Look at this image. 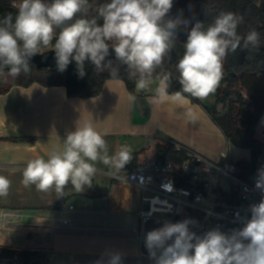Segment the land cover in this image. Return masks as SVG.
<instances>
[{"label":"clouds","instance_id":"1","mask_svg":"<svg viewBox=\"0 0 264 264\" xmlns=\"http://www.w3.org/2000/svg\"><path fill=\"white\" fill-rule=\"evenodd\" d=\"M173 2L110 0L88 18L89 0H14L15 17L8 13L0 19V71L7 68L9 75L18 77L29 72L31 57L50 49L58 70H66L75 61L82 78L85 62L102 69L111 49L130 76L137 78V90L145 91L158 80L154 102L183 105L189 96L205 99L219 85L226 56L242 45L259 48L260 34L252 29L239 35L242 18L231 12L219 14L207 27L196 21L175 66L180 90L170 93L171 73L154 74L175 47L178 28H188L190 23L179 15L170 18ZM118 72L113 68L110 74ZM129 99L135 102L136 96L129 94ZM46 156L27 162L23 183L62 193L69 183L76 191L91 187L96 162L124 168L131 159V148L122 145L109 156L103 135L92 123H85L77 124L66 134L62 147L52 148ZM10 185L9 179L0 176V197L8 195ZM254 186L262 197L249 206L250 217L242 218V227L228 232L216 227L198 235L190 230L188 220L165 222L146 233L149 258L154 264H264V167L258 169ZM94 264H122V255L106 252Z\"/></svg>","mask_w":264,"mask_h":264},{"label":"crops","instance_id":"2","mask_svg":"<svg viewBox=\"0 0 264 264\" xmlns=\"http://www.w3.org/2000/svg\"><path fill=\"white\" fill-rule=\"evenodd\" d=\"M157 84H151L145 91L136 90L135 102L129 99L131 93L120 80L107 81L100 95L85 100L69 98L64 87L46 88L37 83L27 88L14 86L7 94H0V176L11 181L8 195L0 197V211L46 210L55 213L50 207L59 201L61 193L54 188L41 191L35 185H30L33 190L30 186L27 189L23 171L29 160L39 156L47 158L46 153L52 148L62 147L66 134L75 130L77 124L92 123L103 137H112V155L121 145L129 146L131 154L141 153L158 135H164L210 160H229L233 145L208 113L190 98L183 105L171 101L154 102ZM142 156L140 154L139 158ZM70 188L73 186L68 184L66 197L72 192ZM82 193L83 190L73 194ZM34 224H21L2 232L0 246L51 252L50 264H94L106 252H119L122 264H154L145 243L129 233H124L127 237L119 236L116 231L129 228H110L106 223L103 227L74 226V229L54 222L44 227ZM147 229L156 228L149 225ZM32 231L50 234L51 240L45 239L40 246L36 245Z\"/></svg>","mask_w":264,"mask_h":264},{"label":"trees","instance_id":"3","mask_svg":"<svg viewBox=\"0 0 264 264\" xmlns=\"http://www.w3.org/2000/svg\"><path fill=\"white\" fill-rule=\"evenodd\" d=\"M14 0L3 2L0 5V19L8 13L13 17L17 11L12 8ZM92 7L89 9L88 18L96 15V7L107 3V0H89ZM224 12H231L242 18L237 32L245 36L249 30H256L260 34L259 48L247 49L238 48L234 53L230 52L223 62V76L216 88V101L213 105L202 102L198 98L188 97L194 104L200 105L210 116L216 126L222 131L226 140L238 149L249 150L252 161H255L261 154L262 150L256 140V132L264 121V101L258 103L256 94L264 91V0H174L173 8L169 13L170 18L181 16L188 20L189 27H180L177 32V41L175 47L165 57L163 64L156 70L154 75H163L171 73V86L169 92L180 90L178 83L179 73L176 71V63L183 55V44L186 42L187 33L196 21H202L207 27L215 18ZM98 22L102 19L97 17ZM54 43V42H53ZM49 49H42L44 52ZM104 63V62H103ZM30 64V70L27 73L21 72L16 76L8 74V69L0 71V94H7L12 87H30L31 84H40L43 87H64L69 98L90 99L95 98L103 90L107 81L120 80L126 85L127 90L137 95L135 87L136 77L130 76L129 69L120 61L113 59L105 62L102 69H96L91 62H85V75L81 78L78 74V68L75 61L71 62L66 70L60 71L58 67L54 69H38L35 65ZM118 68L117 75H111V69ZM158 80L152 84L156 86ZM247 91L248 98L239 87ZM223 88V89H222ZM220 89L222 92L220 93ZM256 105L255 113L252 114L247 109L250 102ZM219 106H222L219 109ZM239 107L236 116L232 114V109ZM158 138L168 141L156 147V160L159 162L178 161L185 159L183 152L176 151L173 143L176 141L164 135H158ZM109 156H112L113 138L104 137ZM177 143V142H176ZM141 153H132L130 161L120 170L130 171L136 168ZM225 162V159H221ZM96 169L102 171L111 170V166L101 162H96ZM69 185H71L69 183ZM68 186V185H66ZM66 186L61 193L59 201L53 204L50 209L58 211L64 209L67 203L65 196ZM107 187H99L98 184H91V187L85 186L82 195L86 198L94 199L108 196ZM53 255L51 252L31 251V250H14L0 246V264H50Z\"/></svg>","mask_w":264,"mask_h":264},{"label":"built area","instance_id":"4","mask_svg":"<svg viewBox=\"0 0 264 264\" xmlns=\"http://www.w3.org/2000/svg\"><path fill=\"white\" fill-rule=\"evenodd\" d=\"M256 140L262 154L255 161L251 157L244 165L226 159L225 162L210 160L178 142L173 143L174 149L183 152L185 159L159 162L155 158L156 147L168 141L156 138L133 170L97 169L95 175H106L141 194L137 221L129 229L116 231L129 233L145 243L147 227L159 228L165 222L188 220L190 230L198 235L216 227L225 232L242 227V218L250 217L249 206L258 203L262 197L254 185L258 169L264 167V121L256 132ZM73 211L74 207L69 206L55 211L54 217L30 216L35 218V226L44 227L54 222L74 229L73 220L66 217ZM26 212L1 210L0 234L30 218Z\"/></svg>","mask_w":264,"mask_h":264},{"label":"rangeland","instance_id":"5","mask_svg":"<svg viewBox=\"0 0 264 264\" xmlns=\"http://www.w3.org/2000/svg\"><path fill=\"white\" fill-rule=\"evenodd\" d=\"M10 0H0V5L3 2H9ZM110 2V0H107ZM239 87V86H238ZM223 89V88H222ZM220 89V93L222 92ZM244 94L245 98H248L247 91L243 88L239 87ZM216 92L210 94L205 99H200L202 102L209 105H213L216 101ZM256 101L258 103H263L264 101V91L262 93L256 94ZM222 106H219L221 109ZM250 113L254 114L256 105L254 102H250V106L247 108ZM239 107H234L232 109V114L236 116L239 112ZM251 154L249 150L238 149L234 146L230 147L229 151V161L238 165H244L250 162ZM113 169H115L113 167ZM100 170V169H99ZM112 171V168L111 170ZM94 182V181H93ZM92 182V183H93ZM96 184L100 186L104 185L109 190V194L106 197L101 198H86L82 195L73 194L77 192L74 188H70L71 194L67 197V203L65 208L67 209L69 206L74 207V211L72 214L67 215L66 217L73 220V225L76 227H103L106 223L110 228H130L132 227V223L137 221L136 216L141 210V194L130 186L118 183L113 181L111 178L106 175L98 174L96 180ZM31 187V186H30ZM26 188V187H25ZM24 188V189H25ZM31 187L30 189H32ZM28 189V187H27ZM33 190V189H32ZM27 191V190H26ZM26 215L31 216H44V217H54L56 214L52 211L46 210H37L31 212H26ZM25 219L22 224H33L35 222V218ZM35 225V224H34ZM59 225V224H57ZM33 236L35 237V244H42L43 240H51L50 234L40 235L36 234L32 231ZM94 235H102L99 233H91ZM108 234H115L113 232H109ZM119 236L127 237V234H119ZM45 243V242H44Z\"/></svg>","mask_w":264,"mask_h":264},{"label":"water","instance_id":"6","mask_svg":"<svg viewBox=\"0 0 264 264\" xmlns=\"http://www.w3.org/2000/svg\"><path fill=\"white\" fill-rule=\"evenodd\" d=\"M115 58L114 52L110 49V54L105 58V62L113 60ZM29 63L35 65L38 69L48 68L54 69L57 67L55 53L52 50H46L44 52L38 53L30 58Z\"/></svg>","mask_w":264,"mask_h":264}]
</instances>
